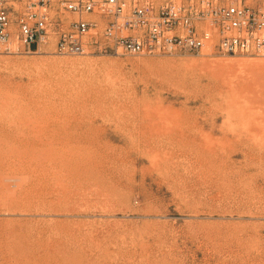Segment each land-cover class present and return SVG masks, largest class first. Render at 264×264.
<instances>
[{"label":"rangeland","instance_id":"1","mask_svg":"<svg viewBox=\"0 0 264 264\" xmlns=\"http://www.w3.org/2000/svg\"><path fill=\"white\" fill-rule=\"evenodd\" d=\"M54 52L0 53V264H264V56Z\"/></svg>","mask_w":264,"mask_h":264},{"label":"built area","instance_id":"2","mask_svg":"<svg viewBox=\"0 0 264 264\" xmlns=\"http://www.w3.org/2000/svg\"><path fill=\"white\" fill-rule=\"evenodd\" d=\"M65 13L77 16L64 17ZM264 56V0H0V53Z\"/></svg>","mask_w":264,"mask_h":264},{"label":"bare ground","instance_id":"3","mask_svg":"<svg viewBox=\"0 0 264 264\" xmlns=\"http://www.w3.org/2000/svg\"><path fill=\"white\" fill-rule=\"evenodd\" d=\"M7 104V102H0V113L3 111V109L7 106L6 105ZM18 124V125H17ZM19 124H22V122H20L19 123V120H14V119H12V116H11V118L9 119V121H8V125L9 126H15L16 127V130L19 132L20 131V128H22V127H19V126H21V125H19ZM17 134L18 133H16V136H17ZM20 136V135H19ZM21 136H22V138L19 140V143L17 144V147H18V150L15 152V150L13 151V157H26V156H24L23 155V152L26 150H28V147H27V142H28V140H27V137H26V135H23V134H21ZM20 174H21V172H20ZM21 176V179L23 180V181H25L27 178V176L24 174H21L20 175ZM29 185H30V183H28ZM24 186H26V185H24ZM24 188H26V190L28 191L29 189H28V187L26 186V187H24ZM30 188V187H29ZM14 194H16V193H14V191L11 189V188H9L8 186H7V190L6 191H4L3 193H2V195H1V197L3 198V199H7V198H10V197H12V196H14ZM20 196V195H19ZM21 197V196H20ZM21 199V198H20ZM27 199V198H26ZM23 200H24V197H23ZM37 205V204H36ZM36 208V207H35ZM29 247V246H28ZM27 247V248H28ZM30 248V247H29ZM32 250V249H31ZM30 253V252H29ZM39 255V254H38ZM11 256V255H10ZM5 257V256H4ZM8 257V256H7ZM35 258V257H34ZM39 258V257H38ZM5 259V258H4ZM36 260V259H35ZM42 260V259H41ZM61 262V261H60ZM39 263V262H38ZM42 263V262H41ZM40 263V264H41ZM44 264H45V261H44Z\"/></svg>","mask_w":264,"mask_h":264}]
</instances>
